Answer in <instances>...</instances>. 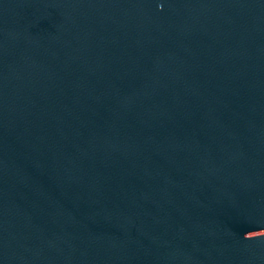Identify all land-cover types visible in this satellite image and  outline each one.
<instances>
[{
  "label": "water",
  "instance_id": "water-1",
  "mask_svg": "<svg viewBox=\"0 0 264 264\" xmlns=\"http://www.w3.org/2000/svg\"><path fill=\"white\" fill-rule=\"evenodd\" d=\"M195 0H0V191L131 77Z\"/></svg>",
  "mask_w": 264,
  "mask_h": 264
}]
</instances>
